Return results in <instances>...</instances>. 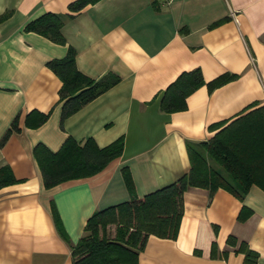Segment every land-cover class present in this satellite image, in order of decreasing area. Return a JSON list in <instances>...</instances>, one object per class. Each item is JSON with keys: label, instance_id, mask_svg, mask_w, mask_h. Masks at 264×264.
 Instances as JSON below:
<instances>
[{"label": "crops", "instance_id": "0c3cea01", "mask_svg": "<svg viewBox=\"0 0 264 264\" xmlns=\"http://www.w3.org/2000/svg\"><path fill=\"white\" fill-rule=\"evenodd\" d=\"M72 1L0 0V14L14 9L0 22V166L19 180L0 188V264H73L71 246L93 211L130 197L124 166L137 195L156 190L188 171L187 140H208L212 124L264 103V0H98L73 12ZM46 11L73 14L62 26L65 44L24 29ZM69 45L82 72L120 79L61 126L62 81L46 63ZM198 66L205 80L238 77L212 92L200 86L184 110L162 111L166 86ZM32 109L50 111L36 128L26 125ZM68 135L99 146L124 135V149L98 173L46 188L33 147L57 150ZM243 206L251 213L240 220ZM242 242L264 264V190L252 185L240 200L224 188L191 186L178 236L150 234L134 264H243Z\"/></svg>", "mask_w": 264, "mask_h": 264}, {"label": "trees", "instance_id": "16d2710c", "mask_svg": "<svg viewBox=\"0 0 264 264\" xmlns=\"http://www.w3.org/2000/svg\"><path fill=\"white\" fill-rule=\"evenodd\" d=\"M98 0H73L70 11H78ZM12 14L6 10L0 14V22ZM71 12L46 11L26 22V31L38 32L56 43H66L62 32L65 20ZM76 49L69 45L62 57L47 61L48 67L61 79L59 102L62 103L61 126L66 117L80 109L120 78L107 74L93 78L78 69ZM238 77L223 72L211 80H205L202 69L194 67L181 71L164 89L160 109L165 112L187 108V97L202 85L209 92ZM50 111L32 109L26 116V125L36 128L49 117ZM5 133L2 142L12 129ZM217 129L208 139L186 141L189 169L174 181L156 190L137 195L129 169L124 166L122 174L130 197L116 204L96 209L88 217L85 233L71 246L73 264H134L139 251L144 249L150 234L163 238H176L184 211V192L191 186L203 187L211 193L224 188L240 200L252 185L264 190V103L253 104L233 119L211 125ZM125 137L120 135L105 146H99L92 136L78 140L68 135L57 150L44 143L33 147L34 157L42 173L43 183L50 188L64 181L84 178L103 170L112 160L122 154ZM19 181L9 164L0 166V188ZM251 210L243 206L238 219L244 220ZM55 221L60 233L68 239L58 215ZM115 225L114 234L108 227ZM228 242L237 243V237L229 235ZM215 242L212 255H215ZM245 253L243 264H257L258 252L245 242L239 247ZM238 249V250H239Z\"/></svg>", "mask_w": 264, "mask_h": 264}, {"label": "rangeland", "instance_id": "374dc122", "mask_svg": "<svg viewBox=\"0 0 264 264\" xmlns=\"http://www.w3.org/2000/svg\"><path fill=\"white\" fill-rule=\"evenodd\" d=\"M7 10H11L12 11V13L14 12V9L13 8H9V9H7ZM12 15V14H11ZM10 15V16H11ZM9 16V17H10ZM114 229H115V225H110L109 227H108V232L110 233V234H114Z\"/></svg>", "mask_w": 264, "mask_h": 264}]
</instances>
